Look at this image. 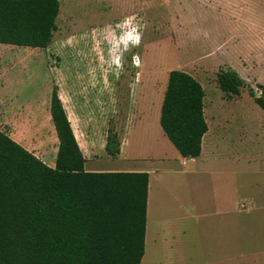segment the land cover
Masks as SVG:
<instances>
[{"label": "rangeland", "instance_id": "rangeland-1", "mask_svg": "<svg viewBox=\"0 0 264 264\" xmlns=\"http://www.w3.org/2000/svg\"><path fill=\"white\" fill-rule=\"evenodd\" d=\"M0 67H25L20 74L38 96L75 75H101L108 95L94 127L125 129L135 114L130 139L145 151H151L144 146L151 109L157 112L169 72L182 70L199 79L206 121L225 131L236 154L244 145L264 152V110L248 93L251 87L259 94L264 84V0H60L49 47L2 44ZM221 67H235L245 80L240 97H223L216 82ZM249 187L264 193V172L252 174Z\"/></svg>", "mask_w": 264, "mask_h": 264}, {"label": "trees", "instance_id": "trees-1", "mask_svg": "<svg viewBox=\"0 0 264 264\" xmlns=\"http://www.w3.org/2000/svg\"><path fill=\"white\" fill-rule=\"evenodd\" d=\"M60 0H0V44L48 48ZM223 97L242 95L245 80L221 67ZM249 96L264 110V84ZM205 91L191 74L172 70L160 125L183 157L196 158L208 131ZM51 116L59 139L55 167L0 130V264H141L145 253L149 174L87 172L85 157L55 85ZM106 152L120 153L108 129Z\"/></svg>", "mask_w": 264, "mask_h": 264}, {"label": "crops", "instance_id": "crops-1", "mask_svg": "<svg viewBox=\"0 0 264 264\" xmlns=\"http://www.w3.org/2000/svg\"><path fill=\"white\" fill-rule=\"evenodd\" d=\"M24 68L0 67L1 131L55 167L59 139L50 107L56 85L85 157V171L149 174L141 264H264V193L246 191L251 175L264 172L263 148L258 155L257 148L254 151L251 145H244L242 153L236 154L234 145L225 142V131L207 123L201 154L183 157L160 125L168 74L157 112L151 109V140L144 145L151 151L139 149L130 139L133 114L125 129L115 128L120 153L112 158L106 152L107 122L100 129L94 127L108 95L109 81L101 78V69L100 79L75 75L67 86L50 84L38 96L21 76ZM152 100L148 101L151 105ZM164 147L171 150L172 157Z\"/></svg>", "mask_w": 264, "mask_h": 264}]
</instances>
